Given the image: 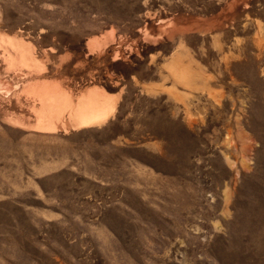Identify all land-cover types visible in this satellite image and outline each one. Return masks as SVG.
Returning a JSON list of instances; mask_svg holds the SVG:
<instances>
[{
	"label": "rangeland",
	"instance_id": "374dc122",
	"mask_svg": "<svg viewBox=\"0 0 264 264\" xmlns=\"http://www.w3.org/2000/svg\"><path fill=\"white\" fill-rule=\"evenodd\" d=\"M0 264H264V0H0Z\"/></svg>",
	"mask_w": 264,
	"mask_h": 264
},
{
	"label": "bare ground",
	"instance_id": "6f19581e",
	"mask_svg": "<svg viewBox=\"0 0 264 264\" xmlns=\"http://www.w3.org/2000/svg\"><path fill=\"white\" fill-rule=\"evenodd\" d=\"M43 95V96H42ZM40 100L45 107L47 95L42 94ZM48 106V105H47ZM109 113L105 109L104 102L97 104V101L90 99L86 104H80L71 109L70 116L79 122L80 126L91 125L96 122L104 121Z\"/></svg>",
	"mask_w": 264,
	"mask_h": 264
}]
</instances>
